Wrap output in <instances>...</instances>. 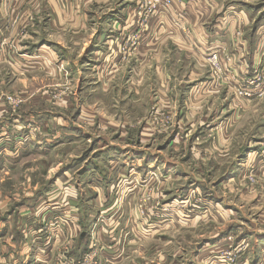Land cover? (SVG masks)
Wrapping results in <instances>:
<instances>
[{"label":"rangeland","instance_id":"374dc122","mask_svg":"<svg viewBox=\"0 0 264 264\" xmlns=\"http://www.w3.org/2000/svg\"><path fill=\"white\" fill-rule=\"evenodd\" d=\"M235 2L252 28L264 23V0L223 3ZM169 3L143 0L141 18ZM224 56L220 70L205 68L223 101L206 95L197 115L161 99L150 67L130 79L120 67L113 87L94 91L82 69L28 72L0 60V134L13 135L20 157L0 172V264H264V56L236 69ZM170 72L184 95V72ZM138 78L144 91L125 87ZM205 114L217 126L198 122ZM20 201H31L27 211ZM12 222L22 234L14 251L23 246L14 263Z\"/></svg>","mask_w":264,"mask_h":264},{"label":"crops","instance_id":"0c3cea01","mask_svg":"<svg viewBox=\"0 0 264 264\" xmlns=\"http://www.w3.org/2000/svg\"><path fill=\"white\" fill-rule=\"evenodd\" d=\"M142 1L0 0V60L10 61L14 68L18 65L28 72H53L57 65L73 71V74L82 69L86 74L95 76V80L87 82L88 88L94 91H108V87H113V75L120 67L130 72L129 79L135 75L144 77V69L150 67L153 74L160 75L157 79L161 84L155 86L163 94L161 99L167 101L171 98L172 102L181 104V110L187 106L189 112L197 115L208 105V96H213L214 102L223 101L220 99L223 87L213 77L210 78L208 71L205 73L209 53L215 45L225 46L232 39L229 50L221 48L216 51L221 62L225 61L226 54L230 58L227 63L231 66L232 60V68L235 69L242 63L248 66L245 61L247 58L255 64L257 59L264 56V23L252 28L249 14L241 10L236 2L224 4L226 0H169L168 7L159 8L146 20L141 18ZM219 14V18H225L223 22L217 21ZM226 22L228 24L224 26ZM19 32H23L21 37H18ZM87 42H90V47L83 58L80 54ZM121 53L126 57L123 61H119ZM128 59L130 62L125 65ZM79 62L80 66L77 64ZM176 67L179 75L184 72L182 77H186L188 87L184 95H179L181 85L171 77L170 69L176 70ZM138 79L137 85L131 82L125 87L144 91L141 84L145 83L142 81L145 78ZM206 95L207 98H204ZM197 117L198 122L203 121L206 127L217 126L216 122L209 121L207 114L202 119ZM10 137L5 138L4 134H0V172L4 173L9 170L4 162L14 166L20 158L12 153L15 147L12 143L9 145ZM1 143L5 145L1 146ZM28 146L20 148L26 151ZM115 150L118 151L117 148ZM2 151H6V155L7 152L10 154L2 156ZM115 159L116 165H120L121 159ZM135 159L130 158V161ZM89 168L95 170L101 167L95 164V167ZM102 176L108 177L106 174ZM95 198L100 202V195ZM25 201H20V210L27 211L29 208L27 205L31 201ZM10 227L5 256L13 260V254L23 249L22 246L17 252L14 251L16 244H21L22 234L14 222ZM160 230L156 229L155 232ZM3 232L4 228L0 234ZM74 248L76 252V244ZM20 260L25 261L23 257ZM3 262L6 263V260Z\"/></svg>","mask_w":264,"mask_h":264},{"label":"built area","instance_id":"2783aa9c","mask_svg":"<svg viewBox=\"0 0 264 264\" xmlns=\"http://www.w3.org/2000/svg\"><path fill=\"white\" fill-rule=\"evenodd\" d=\"M216 53L212 54L211 55V65L215 68H217V70H220V60L218 61V57L219 56V52L214 50ZM220 57V56H219ZM227 60L229 59L227 56H226Z\"/></svg>","mask_w":264,"mask_h":264},{"label":"bare ground","instance_id":"6f19581e","mask_svg":"<svg viewBox=\"0 0 264 264\" xmlns=\"http://www.w3.org/2000/svg\"><path fill=\"white\" fill-rule=\"evenodd\" d=\"M214 53H216L214 50H212V51L209 53L208 61H209L210 64H211V55L214 54ZM217 57H218V61L221 60V58H220L219 56H217Z\"/></svg>","mask_w":264,"mask_h":264}]
</instances>
